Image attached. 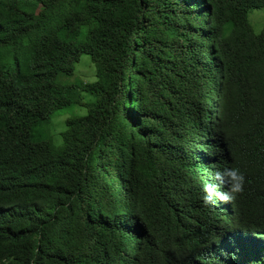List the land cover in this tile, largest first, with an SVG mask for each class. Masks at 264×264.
I'll return each instance as SVG.
<instances>
[{
    "label": "trees",
    "instance_id": "16d2710c",
    "mask_svg": "<svg viewBox=\"0 0 264 264\" xmlns=\"http://www.w3.org/2000/svg\"><path fill=\"white\" fill-rule=\"evenodd\" d=\"M254 9L264 0H0V264H264ZM82 54L96 80L62 82ZM69 107L87 111L61 145L41 140ZM225 167L243 192L205 205L202 174Z\"/></svg>",
    "mask_w": 264,
    "mask_h": 264
},
{
    "label": "rangeland",
    "instance_id": "374dc122",
    "mask_svg": "<svg viewBox=\"0 0 264 264\" xmlns=\"http://www.w3.org/2000/svg\"><path fill=\"white\" fill-rule=\"evenodd\" d=\"M249 20L256 33L262 31L264 26V9H254L249 13ZM84 80L93 82L96 80L95 65L88 54H82L80 60L76 64L75 72L71 76H62V82H75ZM85 107L66 108L59 111V113L51 120L49 124L42 125L39 138L43 141L49 140L55 145H61L62 132L65 130L64 121L66 118L74 115L76 112L81 114L86 113Z\"/></svg>",
    "mask_w": 264,
    "mask_h": 264
},
{
    "label": "clouds",
    "instance_id": "9594fccd",
    "mask_svg": "<svg viewBox=\"0 0 264 264\" xmlns=\"http://www.w3.org/2000/svg\"><path fill=\"white\" fill-rule=\"evenodd\" d=\"M213 169V168H212ZM204 171L202 177L205 179L203 182V203L205 205L214 204L216 201L223 203H231L234 201L238 194L244 190L245 177L238 168L225 167L222 171H217L215 174L213 170ZM217 182L209 183L212 179Z\"/></svg>",
    "mask_w": 264,
    "mask_h": 264
}]
</instances>
